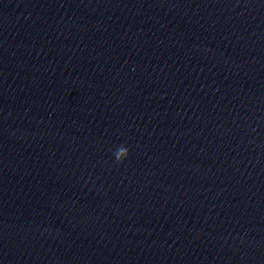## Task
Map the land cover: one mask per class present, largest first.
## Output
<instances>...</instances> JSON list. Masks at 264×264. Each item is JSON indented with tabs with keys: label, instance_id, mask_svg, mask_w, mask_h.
<instances>
[{
	"label": "water",
	"instance_id": "1",
	"mask_svg": "<svg viewBox=\"0 0 264 264\" xmlns=\"http://www.w3.org/2000/svg\"><path fill=\"white\" fill-rule=\"evenodd\" d=\"M0 264H264V0H0Z\"/></svg>",
	"mask_w": 264,
	"mask_h": 264
}]
</instances>
